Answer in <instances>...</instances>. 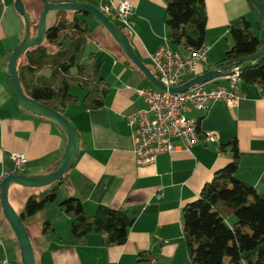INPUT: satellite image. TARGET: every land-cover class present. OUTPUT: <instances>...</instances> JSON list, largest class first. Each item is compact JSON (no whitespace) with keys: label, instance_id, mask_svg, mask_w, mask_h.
I'll return each instance as SVG.
<instances>
[{"label":"crops","instance_id":"1","mask_svg":"<svg viewBox=\"0 0 264 264\" xmlns=\"http://www.w3.org/2000/svg\"><path fill=\"white\" fill-rule=\"evenodd\" d=\"M87 1L97 8L120 1L132 6V31H124L138 58L154 74L150 56L167 40L165 0ZM256 1L264 6V0ZM14 2L2 0L0 17V182L9 174H17L11 154H21L26 159L21 175L37 177L55 169L67 144L58 124L23 110L13 95L8 60L25 35L24 22ZM23 3L31 20L38 19L41 6L37 10L33 5L38 0ZM204 5L207 17L204 45L208 50L206 62L196 68L194 76L217 66L232 47L228 26L233 20L247 17L252 28L258 29L256 35L264 40V29L256 26L254 9L247 0H204ZM49 14L53 15V24L55 13ZM97 28L92 34V44L98 45L88 54H92L100 76L108 85L104 105L85 110L79 88L80 93L74 94L79 101L64 110L63 116L77 131L79 150L66 172L57 202L25 223L35 264H138L141 254L150 258V264L152 260L154 264H191L182 233V211L198 198L213 175L231 161V155L219 152L220 146L236 142L239 154L236 177L253 186L264 199V88L242 83V98L236 108L215 103L207 112H191L189 116L197 121L198 140L190 151L162 154L153 165L138 166L132 154L127 121L145 108L137 91L156 87L150 86L142 73L126 62L107 31L101 28L103 32L97 34L100 30ZM31 35L36 34L31 31ZM176 51L188 53L183 48ZM214 84L227 86L225 81L216 80L210 85ZM209 133L215 135L213 140L206 139ZM30 190L37 189L11 185L8 198L10 192L17 198L20 192ZM28 196L25 194L24 201ZM70 197L81 201L86 215L95 214L99 205L140 209L129 228L127 242L102 247L98 236L91 235L84 244L74 245L70 237L71 219L58 210V203ZM22 208L15 212L19 214ZM44 221L51 224L53 234H41ZM0 264H22L20 249L1 205Z\"/></svg>","mask_w":264,"mask_h":264},{"label":"trees","instance_id":"2","mask_svg":"<svg viewBox=\"0 0 264 264\" xmlns=\"http://www.w3.org/2000/svg\"><path fill=\"white\" fill-rule=\"evenodd\" d=\"M75 1L98 7L87 0ZM38 3L42 9L40 0ZM2 7L0 0V17ZM253 15L256 26L264 29V19L255 10ZM88 17L73 12L55 13L43 43L28 49L17 63L24 94L60 114L69 104L79 101L70 91L73 86L82 91L85 110H96L104 105L108 85L100 76L92 54H85L94 32L86 21ZM206 19L204 0H165L164 24L173 50L199 49L205 41ZM37 24L38 19L31 20L33 35ZM228 31L233 45L217 65L224 73L241 59L253 56L264 44L247 17L233 20ZM119 51L123 55L120 47ZM125 60L132 65L126 57ZM237 67L244 85L256 84L264 88V55ZM219 152L231 155V161L213 175L198 198L182 211V233L190 263L264 264V199L253 186L236 177L239 164L236 142L220 146ZM65 178L66 173L25 199L19 213L24 225L57 202ZM58 210L71 219L70 237L74 245L84 244L89 236L96 235L102 247L124 245L129 228L140 213V209H112L99 205L95 214L86 215L81 201L73 197L59 202ZM54 231L48 221L42 223V235ZM138 264H150V258L141 254Z\"/></svg>","mask_w":264,"mask_h":264},{"label":"built area","instance_id":"3","mask_svg":"<svg viewBox=\"0 0 264 264\" xmlns=\"http://www.w3.org/2000/svg\"><path fill=\"white\" fill-rule=\"evenodd\" d=\"M98 9L114 24L132 31L130 17L133 8L128 2L120 1ZM207 50L208 47L203 44L199 49L183 55L173 50L168 40H164L150 56L154 75L164 87H178L189 81L196 68L206 62ZM214 81L193 86L183 93L147 87L137 91L145 108L128 117L127 121L136 165H153L159 155L190 151L198 140L197 121L189 116L191 112H207L215 103H223L228 109L237 107L242 98L240 69L234 66L217 79L225 81L227 86L210 85ZM214 138L213 133L206 135L207 140ZM10 158L16 165V173L21 174L26 164L25 157L11 154Z\"/></svg>","mask_w":264,"mask_h":264},{"label":"water","instance_id":"4","mask_svg":"<svg viewBox=\"0 0 264 264\" xmlns=\"http://www.w3.org/2000/svg\"><path fill=\"white\" fill-rule=\"evenodd\" d=\"M253 9L264 19V6L256 0H247ZM42 9L38 17L36 35H31V20L27 12L23 0H15L14 8L22 17L25 27V35L22 41L11 52L8 60V76L11 82L13 95L15 96L19 106L34 115L47 118L62 129L66 136L67 144L62 157L57 162L55 169L42 176L32 177L21 174H9L5 176L0 182V205L4 219L10 226L15 235L16 242L21 253L22 264H35V257L33 253L30 237L25 225L21 222L19 214L12 208L8 191L11 185H17L30 189H41L50 186L58 181L72 166L76 159L79 150V137L74 125L63 114H60L46 105L27 97L20 85L17 62L20 57L30 48L40 46L46 35V16L50 12H73L84 14L96 20L115 43L120 47L123 55L142 73L145 79L161 91H168L170 93H183L193 86L201 85L217 78L223 77L224 72L219 66L209 68L201 75L194 76L189 81L178 87H164L154 74L146 67L144 63L138 58L133 49L128 36L113 22H111L101 11L92 4L81 3L75 0H40ZM264 55V44L253 56L241 59L238 64L244 62H251ZM237 64V65H238ZM236 65V66H237Z\"/></svg>","mask_w":264,"mask_h":264},{"label":"rangeland","instance_id":"5","mask_svg":"<svg viewBox=\"0 0 264 264\" xmlns=\"http://www.w3.org/2000/svg\"><path fill=\"white\" fill-rule=\"evenodd\" d=\"M35 7H37L38 9L37 10H40L39 9V3H34L33 4ZM52 20H53V15L52 14H47V17H46V25H47V27H49V26H51L52 25ZM86 21L92 26V28H94L95 29V27L97 28H99L100 30H98L96 33L98 34L100 31H102L103 32V30H101V27L99 26V25H97L96 24V22L92 19V17H88V18H86ZM97 28V29H98ZM253 31H255V33H257L258 34V29L255 27V26H253ZM95 33V32H94ZM93 40H94V38H93ZM93 40H90L89 41V44H88V47H87V49H86V52H85V54L86 55H88V53H91L92 51H93V49H95L96 47H97V45H98V43H96L95 45H93L92 43H93ZM86 60V59H85ZM221 78V77H220ZM217 79H219V78H217ZM217 79H215V80H217ZM213 81V80H212ZM149 85L151 86V84L149 83ZM153 87V86H152ZM79 88L77 87H73L72 89H71V93L72 94H75L76 93V91L77 92H79L80 93V91L78 90ZM34 192H36V190H30V192L29 191H27V192H20L19 194H18V196H17V198H16V196H15V194H13L12 192H10V199L9 200H11V202H12V204H13V206L14 207H12L14 210H19L20 209V206H22L23 207V204H21V202H24V196H25V194H27V195H30V194H32V193H34ZM15 196V197H14ZM22 198H23V200H22ZM12 206V205H11Z\"/></svg>","mask_w":264,"mask_h":264}]
</instances>
